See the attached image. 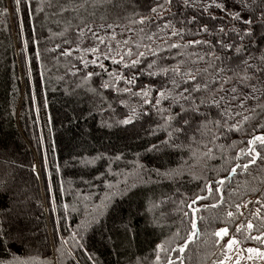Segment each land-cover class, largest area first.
Segmentation results:
<instances>
[{
    "label": "trees",
    "instance_id": "trees-1",
    "mask_svg": "<svg viewBox=\"0 0 264 264\" xmlns=\"http://www.w3.org/2000/svg\"><path fill=\"white\" fill-rule=\"evenodd\" d=\"M223 1L231 10L212 6L204 11L213 0L187 4L171 0L165 10L150 13L149 8L163 0H20L18 12L15 0H0V12L7 9L6 15L0 14V235L7 241L0 243V261L15 256L28 264H155V245L163 242L168 251L160 252V264L177 255L183 264H215L229 252L224 245L233 237L238 247L233 245L231 253L242 255L240 264H251L244 249L264 251V236L252 238L264 233V147L255 145L261 157L247 170L238 168L228 175L232 166L247 162V155L235 157L241 149L247 151L248 139L264 134V90L251 81L258 89L257 98L247 99L243 108L233 102L230 118L221 115L224 101L220 108L210 103L224 95L215 92L216 68L226 69L222 79L240 71V60L249 54L250 63L260 64L256 58L264 55V44L252 46L264 33L256 19L260 0H244L248 8L241 0ZM233 12L241 20L232 19ZM140 16L149 19L140 24ZM249 18L256 21L251 26L254 36L241 40L236 33L242 34L247 27L242 20ZM86 24L104 38V44L87 29L79 36L77 29ZM203 25L208 32L199 31ZM190 40L210 43L188 44ZM217 40L243 45L240 55L234 50L226 53ZM92 47H99V52L85 51ZM65 50L71 54L63 55ZM213 51L222 60L208 55ZM100 53L117 60L123 56L129 67ZM94 55L104 69L80 63L79 58L90 61ZM136 59L140 62L131 66ZM174 67L182 73L191 70L197 82H206L209 88L192 94L197 104L204 99L199 108L204 115L189 111L190 123L163 145L181 120L170 121L169 127L162 116L180 113L181 105L190 107V101L177 93L191 88V83L184 84L185 77L173 72ZM88 72L99 75L85 80ZM109 73L124 79L115 80ZM129 78L135 82L127 83ZM103 82L115 87L103 88ZM234 85L250 93L236 78L224 87ZM145 87L150 104L144 103L142 94H134ZM161 89L167 98L156 105ZM133 110L131 124L117 123ZM244 116L250 119L239 125V131L224 124H236ZM216 120L221 121L219 126L213 123ZM150 145H158V150L149 151ZM225 177L222 185L216 183ZM206 185L213 190L209 192ZM117 191L121 195L112 196L111 202L104 200ZM197 195L203 197L192 206L198 209V231L183 253L172 252L191 231L187 205ZM102 203L108 207L100 215ZM94 218L99 223H93ZM249 221L252 229L247 228ZM85 223L91 227L86 229ZM222 227H227L228 235L220 239L214 233ZM228 261L225 264L235 262Z\"/></svg>",
    "mask_w": 264,
    "mask_h": 264
},
{
    "label": "snow or ice",
    "instance_id": "snow-or-ice-1",
    "mask_svg": "<svg viewBox=\"0 0 264 264\" xmlns=\"http://www.w3.org/2000/svg\"><path fill=\"white\" fill-rule=\"evenodd\" d=\"M188 0H184V3L187 4ZM255 2V0H254ZM242 6L244 8H248L249 5L247 3H244V0H241ZM19 4H20V0H15V5H16V11H19ZM171 4V0H163V3H156L154 6L149 8V12L150 13H157L158 10H165V5H170ZM216 7L217 9H220L221 11H226L225 7L223 4L220 3H216L215 0H213L212 4L209 5H205L204 6V11H207L209 7ZM170 10V9H169ZM0 14H7V9H3L2 12H0ZM232 17V19L234 20H241L240 14L238 12H233V13H229ZM159 18V17H157ZM212 19H216V17H211ZM146 19H149V17H145V16H140L138 23L143 24L145 22ZM195 18H192L191 20L188 21V23H192L194 21ZM259 21V26L261 28H264V0H260V12L258 17L256 18ZM256 21H254L252 18L249 19H245L242 20V23L244 25H246L247 27H245L242 30V34L241 32H237L236 34L240 37L241 40H243L245 37H253L254 33H253V29H252V24L255 23ZM101 27H107V28H112V25H102ZM165 27H167V25H165ZM85 29H87L88 32L92 33L93 37L99 42V44H104L105 40L103 37L97 35L95 32L92 31V28L89 25H84L83 28H78V34L79 36H83L85 33ZM129 31H131V29H129ZM141 31H143V29H141ZM181 32L183 31V29L180 30ZM199 31H203V32H208L209 29L207 27V25H203L201 26V28L199 29ZM220 32H223L224 29L221 27L219 29ZM233 31H236L235 29H233ZM177 32L175 30H173L172 35H176ZM113 36L115 35V33L112 34ZM150 38V37H149ZM128 43L127 40L124 41V44L126 45ZM209 44V41H200V40H190L188 41V44ZM217 44H219L221 46V48L227 53L229 51L234 50L235 54L237 56L240 55L241 50L243 45H233L232 43H223L221 40H217L216 41ZM258 44H264V33L259 34V38L258 40H253L252 41V46L255 47ZM138 46V45H137ZM59 47V46H58ZM105 47L107 48V51L109 53L112 52V49L110 46L105 45ZM171 47L175 48V47H179V45L177 44H172ZM79 50V49H77ZM85 51L91 52L93 54L99 52V47H92L89 49H85ZM71 54V50H65V52L63 53V55H70ZM131 50L129 49L127 51V55L131 56ZM100 55H104L105 59H111L113 63H121L123 64V66L125 68L129 67V63H125L124 61V57L120 56L119 60L116 59L115 56H108L105 53H100ZM144 53H139V57H143ZM209 56H213L214 59L216 60H222V57L220 56H216L214 51L213 52H209L208 53ZM38 58V57H37ZM80 59V63L84 64V67L87 68L88 64L91 63L92 65H98L101 69H104V64L102 62L99 61L98 57H96L94 55V57L90 60V61H86L83 58H79ZM200 59H203V57H200ZM228 59H231V57H228ZM256 59H259L260 64H255V63H250L251 60H253V57L249 54L245 59L240 60V66H241V70L240 71H236L233 73V76H228L225 75L222 79L220 74L221 73H225L226 69L224 67H218L215 69V79L213 81V83L215 84V92L216 93H224V95H219L218 98H213L210 103L217 107L220 108L221 107V102L224 101L226 104V107L224 108L223 112L221 113V115H229L230 118V113H231V109L233 107V102L236 103V106L239 108H243L244 107V103L247 99L252 98V99H256L257 97L254 95L258 89L256 87V84L251 83V81L255 80L257 83L261 84V89L260 90H264V81L261 80V75H264V55H261L259 57H257ZM140 61L139 59L136 60H131L130 61V65L131 66H135L136 64H138ZM155 63V62H153ZM75 67V66H73ZM149 68L153 67V64H149L148 65ZM161 71L167 73L168 69H161ZM173 72H175L177 75H182L183 77H185V79H183V83L184 84H189L191 83V88L185 87L183 89L182 93H177V96L180 99H183L184 101H190V107L189 109H185L183 107V105H181L180 108V113H176L175 115L169 114L168 116H162V119H164L165 121V125L167 126H171L170 125V121L175 120L177 118H180L181 120V126L175 127L172 129V131L168 132V137L162 141L161 143L163 145H168L171 143V137L173 136L174 133H181L183 130V126H186L190 123V118H187V113L189 111H191L194 114H198V115H204L203 113L199 112V108L201 105H203L205 103L204 99L200 100V103L197 104L195 101V98L192 96L193 93H200L202 90L207 91L209 88L208 83H199L197 82V76L193 75L191 70H187L185 72H181V69L179 67H174L172 69ZM227 71H232V69H228ZM76 73L73 72V75H75ZM150 75H154L155 73H149ZM93 75H99V73H93V72H88L85 80L91 78ZM110 76H114L115 80H123L124 77L121 75H117L114 73H109ZM233 78H236V83L238 85H242L243 87H246L248 89H250V93H244L242 91L238 90L237 86H232L230 88H225L224 85L226 84H231L233 81ZM127 83L132 84L135 81L132 78H129L127 81ZM173 84H176V81L173 80L172 81ZM103 88H109L111 87H115V85H110L108 82H103L101 85ZM177 87H179V85H177ZM94 91V90H93ZM123 91L125 92H129L131 91L129 88H125L123 89ZM135 95H143L144 97V103L145 104H150L151 101L148 99L150 92L147 90V88H142L140 92L134 93ZM186 94V95H185ZM227 96V100L225 99V97ZM161 98H167V94L166 92L161 89L159 92H157L156 94V100H155V104L159 105ZM174 102H175V98H173ZM259 106V105H258ZM153 107H155V105H153ZM157 111L159 112H163L165 110L163 109H157ZM145 115H147L148 113L145 112ZM183 114V115H182ZM235 115L239 116L240 113L237 112L235 113ZM136 113L135 110L132 111V114L122 120L117 121L118 124L121 125H128L131 124L133 122V120L135 119ZM248 119H250V116H244L243 120H241L240 122L236 123V124H227V122L225 121L224 124L225 126H227L228 128L235 130V131H239V125L241 123H243L244 121H247ZM214 124H216L217 126H219L221 124L220 120H216L213 122ZM157 127H160V125H158ZM149 135L154 134V130L149 131L148 133ZM215 139V137H213ZM259 145L261 147H264V134H258V135H253L251 136L250 139H248L247 141V151L245 152V149H241L239 152H237L235 159H239L242 155H247L248 160L246 163L244 164H235L234 166L231 167L228 175H232L234 173H236L238 168H243L245 170L248 169L249 165L254 164L257 160L258 157H261V152L257 150V148L255 147V145ZM175 146V145H173ZM158 145H150L149 147V151L152 150H158ZM117 159H119V157H116ZM33 170H35V166L33 165ZM227 179V177L216 181L217 184H223L224 180ZM207 190L209 192H211L213 189L212 187L206 185ZM217 192H220L221 189L219 187H217L215 189ZM115 195H121V193L114 192L112 193L110 196H105L104 200L111 202L112 196ZM203 199L202 196L197 195L195 197V199H193L191 201V203L189 205H187L189 208H191V219H190V224H191V231L188 232L187 234V239L184 241V244L180 245L178 244L175 248H172L171 251L172 252H178V253H183L185 251V247L187 246L188 242L191 241L193 239V237L196 235L197 233V217L195 215V213L198 211L197 208L192 207L194 204H196L197 201ZM181 203H183V201H181ZM257 203H259V198L257 199ZM215 206V205H213ZM100 208V215H103L104 211L107 209L108 204L107 203H102L101 205L98 206ZM241 207V205L237 204L236 208L237 210H239ZM185 216H189V213L185 212L184 213ZM227 215L229 217H231L233 215L232 212H228ZM93 223H99V219L98 218H94L93 219ZM84 227L87 229L88 227H91V224L85 223ZM247 228L248 229H252L253 228V224L251 223V221L248 222L247 224ZM239 231V227L237 229ZM176 235H179V231H177ZM214 235L220 239H222L223 237L228 235V229L227 227H222L219 228ZM261 236H264V233H261L260 236H256V237H252L253 239L256 240H260ZM17 239H23L22 234H18ZM220 239H217L216 243L219 244L220 243ZM6 239L3 235H0V243H4L6 244ZM238 241L236 240L235 237L230 238L227 241V244L224 245V247L226 249H228V251H232L233 250V245H237ZM161 251H168L167 248L164 247L163 242L161 243H157L155 245V252H156V256H155V264H160L161 261V257H160V252ZM243 251H246L249 255L247 257V259L252 260L254 258H259L261 260H264V251H262L259 248H253V247H249L247 249H244ZM242 255L238 254L236 255V259L234 264H240V261L242 259ZM89 259H91V255H89ZM231 257L227 255V253H225L224 255V259L223 260H218L215 262V264H225V261L230 260ZM179 261L180 264H183V260L181 258V256L177 255L175 257V259H173L171 256H169L167 258V262L166 264H176V262ZM0 264H28L27 260H21L19 257H15L13 256V258L11 260L8 261H0Z\"/></svg>",
    "mask_w": 264,
    "mask_h": 264
},
{
    "label": "rangeland",
    "instance_id": "rangeland-1",
    "mask_svg": "<svg viewBox=\"0 0 264 264\" xmlns=\"http://www.w3.org/2000/svg\"><path fill=\"white\" fill-rule=\"evenodd\" d=\"M217 1H219L220 4H223L225 8L231 10L230 5L227 4L225 1H223V0H216L215 2H217ZM219 2H218V3H219ZM8 169H9V167L6 166V170H8ZM234 246H235L236 248L238 247L237 245H234ZM236 248H235V249H236ZM227 254H228V256L231 257V259H230L227 263H229V262L232 263L231 261H235L236 256L232 255L231 251L227 252ZM251 264H264V260H261V259H259V258H254V259L251 260Z\"/></svg>",
    "mask_w": 264,
    "mask_h": 264
},
{
    "label": "water",
    "instance_id": "water-1",
    "mask_svg": "<svg viewBox=\"0 0 264 264\" xmlns=\"http://www.w3.org/2000/svg\"><path fill=\"white\" fill-rule=\"evenodd\" d=\"M210 187H211V186H210ZM197 202H198V201H197ZM197 202H196V203H197Z\"/></svg>",
    "mask_w": 264,
    "mask_h": 264
}]
</instances>
